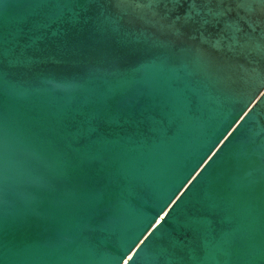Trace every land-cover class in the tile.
I'll use <instances>...</instances> for the list:
<instances>
[{
    "label": "water",
    "instance_id": "95a60500",
    "mask_svg": "<svg viewBox=\"0 0 264 264\" xmlns=\"http://www.w3.org/2000/svg\"><path fill=\"white\" fill-rule=\"evenodd\" d=\"M76 3L0 4V264H264L261 6L209 45Z\"/></svg>",
    "mask_w": 264,
    "mask_h": 264
},
{
    "label": "snow or ice",
    "instance_id": "6c2138e0",
    "mask_svg": "<svg viewBox=\"0 0 264 264\" xmlns=\"http://www.w3.org/2000/svg\"><path fill=\"white\" fill-rule=\"evenodd\" d=\"M5 0H0L3 4ZM117 4L123 0H116ZM159 8L162 26L176 31L189 40H195L199 33L203 43L212 45L213 41L230 36V30L236 28L237 40H244L248 34L239 25L244 23L240 11L251 4L261 6V17L264 22V0H154ZM82 0H77L76 7ZM37 5L43 6L41 3ZM170 6V7H169ZM183 11H180V9ZM200 9L199 15H192L193 9ZM207 32V35L204 33ZM198 225L190 223L181 226L185 237L197 234ZM196 253L193 245L186 244L179 236L174 238L166 254L167 264H192Z\"/></svg>",
    "mask_w": 264,
    "mask_h": 264
}]
</instances>
